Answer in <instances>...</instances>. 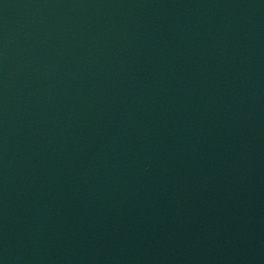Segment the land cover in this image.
I'll return each instance as SVG.
<instances>
[{"label":"water","instance_id":"water-1","mask_svg":"<svg viewBox=\"0 0 264 264\" xmlns=\"http://www.w3.org/2000/svg\"><path fill=\"white\" fill-rule=\"evenodd\" d=\"M264 80V0H0V264H44Z\"/></svg>","mask_w":264,"mask_h":264}]
</instances>
